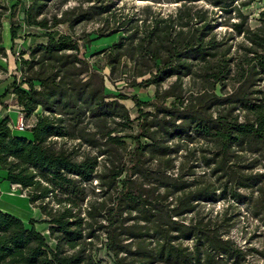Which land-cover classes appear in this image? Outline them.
I'll list each match as a JSON object with an SVG mask.
<instances>
[{
    "label": "trees",
    "instance_id": "obj_1",
    "mask_svg": "<svg viewBox=\"0 0 264 264\" xmlns=\"http://www.w3.org/2000/svg\"><path fill=\"white\" fill-rule=\"evenodd\" d=\"M68 1L25 8L23 24L45 42L16 58L20 79L0 95V104L12 96L24 118L41 111L29 137L0 118V170L37 205L54 246L35 220L28 226L0 211V264H255L254 255L264 262V249L226 237L233 205L264 219V3L252 28L241 9L257 0H133L177 4L166 15L150 4L137 14L117 10L116 0H83L84 8L52 13ZM214 9L234 13L239 44L216 37ZM4 11L0 2V21ZM97 20V39L118 36L89 58L72 35L55 33ZM18 27L10 23L11 42ZM101 55L108 74L91 62ZM106 80L153 86V100L105 94ZM218 200L228 203L219 216L198 212Z\"/></svg>",
    "mask_w": 264,
    "mask_h": 264
},
{
    "label": "rangeland",
    "instance_id": "obj_2",
    "mask_svg": "<svg viewBox=\"0 0 264 264\" xmlns=\"http://www.w3.org/2000/svg\"><path fill=\"white\" fill-rule=\"evenodd\" d=\"M117 1V10H120L124 13L135 12L137 14L141 13V9L147 4L151 5V8L155 12H160L162 15L170 14L176 8L175 3H146V2H137L133 0H116ZM4 7L7 8V11H4V14L1 19V29H0V47L3 48L4 53L0 55V95L3 94L5 87L8 86L13 77H19V71L17 67L19 61L16 58L27 59L28 54L21 55L23 52H27L29 48L34 47L36 44L45 42V39L41 37L42 31L36 28H28L23 22V11L25 8L30 5L31 0H0ZM84 1L83 0H69L61 9L52 10V13L56 12L59 16L61 10H70L77 6H80ZM264 1H256L251 5L241 9V12L247 17V23L250 27L254 28L260 23V12L263 10ZM87 4L83 3L82 7H86ZM12 6L14 7L13 16L9 18V10ZM198 7H203L210 11L211 7L208 5L199 4ZM215 10V11H214ZM210 14L211 17L216 18L217 22L214 26V34L217 38L229 37L233 38L229 41L233 46L239 44L242 39L241 37H235L232 35L230 24L237 22L238 19L236 16L231 14V16H223L220 11L214 9ZM10 23H13L15 26H19L17 30V38L11 42L9 35ZM100 26L101 22L92 21L85 22L75 26L72 30L67 28V25L63 24L56 28L55 33L58 34H70L75 40L79 41L81 47V52L84 53L86 58H89L95 52L100 51L101 49L108 47L111 43L116 41L117 34L103 37L97 39L95 34L92 32L96 31ZM20 53V55H19ZM91 62L97 64L100 68L103 67V73L108 74V68L104 67L103 56L91 58ZM127 69H130V65L127 64ZM170 81L163 84L162 88L165 89L169 85ZM185 83L188 82V79L184 80ZM105 94H117L118 92H123L128 95H136L141 101H151L153 100L155 94V88L149 86L147 88H130L127 85L126 80L117 81L111 83L105 81ZM15 99L12 96H7L3 103L0 104V118H9L10 123L16 122L19 109L14 101ZM123 104L129 110L131 118L136 117L137 112L133 107V103L129 100L124 101ZM41 115L40 109H37L34 114L29 118H24V122L27 126L31 127L35 122L36 118ZM16 136L29 137L30 131H17L15 130ZM60 142V141H58ZM70 142H67V146H70ZM80 151H88L84 146ZM180 155V154H179ZM200 173V169L198 171ZM12 192L14 196L7 195L6 193ZM26 191L20 189L19 187H13L3 175V172L0 170V211L13 215L14 217L20 219L25 224L30 226L29 221L33 219L36 221L35 228L39 231L46 239L47 243L50 246H54V242L49 238L48 227L41 223L40 221L44 219L37 209V205H31L29 199L26 196ZM255 196V194H254ZM90 199L94 197L90 194ZM227 202L218 200L214 204L211 203H201L197 210L200 213H206L207 211H212L213 216L218 213V216L223 212L227 207ZM232 204V203H231ZM228 214L231 215L233 227L229 230L226 237L230 240H233L239 247L248 249L256 248L257 250L264 249V219L259 221L251 216L244 205L238 204L233 205L229 210ZM189 218V216H188ZM105 262H108L107 257H103ZM248 260L255 264H264V262L257 255L248 257Z\"/></svg>",
    "mask_w": 264,
    "mask_h": 264
},
{
    "label": "built area",
    "instance_id": "obj_3",
    "mask_svg": "<svg viewBox=\"0 0 264 264\" xmlns=\"http://www.w3.org/2000/svg\"><path fill=\"white\" fill-rule=\"evenodd\" d=\"M10 128L13 129L14 131L17 130V131H25V130H29V126H27L24 122V116L22 113H18V116H17V120L16 122H14L13 124L10 123ZM16 187V185H15Z\"/></svg>",
    "mask_w": 264,
    "mask_h": 264
},
{
    "label": "crops",
    "instance_id": "obj_4",
    "mask_svg": "<svg viewBox=\"0 0 264 264\" xmlns=\"http://www.w3.org/2000/svg\"><path fill=\"white\" fill-rule=\"evenodd\" d=\"M16 103V102H15ZM14 122H12L13 124ZM5 174V173H4ZM7 195H11V196H14V194H12V192H9V193H6Z\"/></svg>",
    "mask_w": 264,
    "mask_h": 264
},
{
    "label": "bare ground",
    "instance_id": "obj_5",
    "mask_svg": "<svg viewBox=\"0 0 264 264\" xmlns=\"http://www.w3.org/2000/svg\"><path fill=\"white\" fill-rule=\"evenodd\" d=\"M13 187H15V186H13Z\"/></svg>",
    "mask_w": 264,
    "mask_h": 264
}]
</instances>
